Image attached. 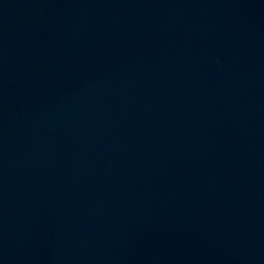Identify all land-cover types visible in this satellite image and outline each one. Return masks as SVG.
Segmentation results:
<instances>
[{"label": "water", "instance_id": "1", "mask_svg": "<svg viewBox=\"0 0 264 264\" xmlns=\"http://www.w3.org/2000/svg\"><path fill=\"white\" fill-rule=\"evenodd\" d=\"M0 264H264V0H0Z\"/></svg>", "mask_w": 264, "mask_h": 264}]
</instances>
